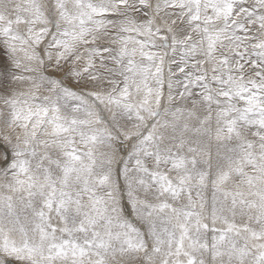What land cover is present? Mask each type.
Segmentation results:
<instances>
[{
  "label": "snow or ice",
  "instance_id": "1",
  "mask_svg": "<svg viewBox=\"0 0 264 264\" xmlns=\"http://www.w3.org/2000/svg\"><path fill=\"white\" fill-rule=\"evenodd\" d=\"M0 264H264V0H0Z\"/></svg>",
  "mask_w": 264,
  "mask_h": 264
}]
</instances>
